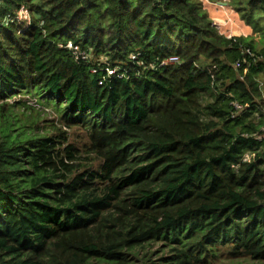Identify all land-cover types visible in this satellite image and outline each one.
Returning <instances> with one entry per match:
<instances>
[{
    "label": "trees",
    "instance_id": "16d2710c",
    "mask_svg": "<svg viewBox=\"0 0 264 264\" xmlns=\"http://www.w3.org/2000/svg\"><path fill=\"white\" fill-rule=\"evenodd\" d=\"M228 6L252 36L202 0H0V264H264V0Z\"/></svg>",
    "mask_w": 264,
    "mask_h": 264
},
{
    "label": "rangeland",
    "instance_id": "374dc122",
    "mask_svg": "<svg viewBox=\"0 0 264 264\" xmlns=\"http://www.w3.org/2000/svg\"><path fill=\"white\" fill-rule=\"evenodd\" d=\"M228 1L229 0H202V2L204 4V6L206 7V9H209L212 12L216 9L219 12L218 14H219V16L221 18H223V17H225V18L227 17L228 18V15H230L231 18H235L234 21H231V20L227 19V22L229 23V25L225 26L224 23H223L224 27L221 26V29H222V32L225 33L226 35H230L231 37H238V36L234 35V34H237V33H235L233 30H235V28L238 27V24L240 25L243 22H242L241 17L237 18L236 12L231 7L228 6V4H229ZM224 3H226V5ZM22 17H24V18L28 17V14L22 13L21 14V18ZM251 32H252L251 35H253V30H251ZM255 41L258 43V46L261 48L262 45L259 43V41H260L259 40V36H255ZM35 99L36 98H33V97L18 96L16 99L11 100V103H14V100H17V102H19V100H21V101L27 100L30 105L32 104L31 106L34 105L33 107H34L35 110L30 109L29 111H26V109H25V107L23 105H17L15 107L14 111L21 118H26L27 117L28 120L31 121V122L32 121H36V120H38V118H40V122H41L40 123V127L45 132H49L51 130L52 124H54L55 126H57L59 124L58 121H57L58 120V114L56 113V111H55V109L53 108L52 105L43 106V104L42 105L39 104L40 105L39 106L38 104H36ZM71 133L72 134H71L70 142H73L74 144H76L80 148H82L83 157L88 156L86 154L85 149H84V145L87 143V138L85 137V133L80 131V130H73ZM88 158L93 159L94 157L93 156H88ZM250 158H251V156H249V155L246 156L247 160L250 159ZM88 163L95 164V165L98 164V162L94 161V160L88 161Z\"/></svg>",
    "mask_w": 264,
    "mask_h": 264
},
{
    "label": "built area",
    "instance_id": "2783aa9c",
    "mask_svg": "<svg viewBox=\"0 0 264 264\" xmlns=\"http://www.w3.org/2000/svg\"><path fill=\"white\" fill-rule=\"evenodd\" d=\"M23 13H26V12H23ZM25 18H28V17H25ZM227 38L232 39L234 37H231L230 35H228ZM67 48L71 50V52L73 53V55L75 56L76 59H80V58L86 59L85 54H83V52L80 51L79 47L73 46L71 43H69L67 45ZM247 51L250 54V51L249 50H247ZM178 61H179V59L177 57H173V58H170V59H168L166 61H163L161 66H167V65L175 64ZM107 73H108V75H107L108 77L115 76V75L117 77H124V74L120 73V71L117 70V69H111V70L107 69ZM100 84H102V82H100ZM235 108H236V112L237 113L235 115H233V117L238 115L243 110V107L241 105H239V104H235Z\"/></svg>",
    "mask_w": 264,
    "mask_h": 264
},
{
    "label": "crops",
    "instance_id": "0c3cea01",
    "mask_svg": "<svg viewBox=\"0 0 264 264\" xmlns=\"http://www.w3.org/2000/svg\"><path fill=\"white\" fill-rule=\"evenodd\" d=\"M230 2V0L228 1ZM208 10V13H209V16L210 18L213 20L214 24L219 28L220 32L224 35H226L225 33L222 32V29H221V26H223V23L225 26H228L229 23L227 22V19L231 20V21H234L235 18H231L230 15H228V18L226 17H223L221 18L219 16V12L215 9L213 12L209 9ZM224 12V11H223ZM237 14V13H236ZM218 16V17H217ZM240 17L238 14H237V18ZM233 19V20H232ZM243 22V21H242ZM244 23V22H243ZM241 23L240 25L238 24V27L235 28V30H233L235 33L237 34H234L236 36H244V37H249L251 35V30L252 28L247 26L245 23L243 24ZM224 27V26H223ZM239 29V30H238ZM241 30V31H240ZM228 36V35H227ZM252 36V35H251Z\"/></svg>",
    "mask_w": 264,
    "mask_h": 264
},
{
    "label": "clouds",
    "instance_id": "9594fccd",
    "mask_svg": "<svg viewBox=\"0 0 264 264\" xmlns=\"http://www.w3.org/2000/svg\"><path fill=\"white\" fill-rule=\"evenodd\" d=\"M224 35V34H223ZM226 36V35H225ZM227 37V36H226ZM238 37H240V36H238Z\"/></svg>",
    "mask_w": 264,
    "mask_h": 264
},
{
    "label": "water",
    "instance_id": "95a60500",
    "mask_svg": "<svg viewBox=\"0 0 264 264\" xmlns=\"http://www.w3.org/2000/svg\"><path fill=\"white\" fill-rule=\"evenodd\" d=\"M226 5V3H224Z\"/></svg>",
    "mask_w": 264,
    "mask_h": 264
}]
</instances>
